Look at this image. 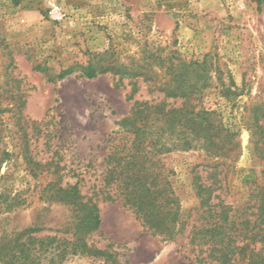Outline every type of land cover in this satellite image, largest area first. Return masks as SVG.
Instances as JSON below:
<instances>
[{
  "label": "rangeland",
  "instance_id": "1",
  "mask_svg": "<svg viewBox=\"0 0 264 264\" xmlns=\"http://www.w3.org/2000/svg\"><path fill=\"white\" fill-rule=\"evenodd\" d=\"M54 6L63 12L60 21L51 17ZM152 43L177 49L188 59L210 54L237 93L228 99L215 83L201 102L239 131L236 160L213 159L203 149L164 158L183 209L199 205L195 173L213 185L214 195L235 206L247 202L253 179L264 182V157L257 156L243 124L264 106V0H0V151L10 155L0 175L5 174L13 195L26 201L0 215V245L25 240L35 228V236L72 237V210L41 198L45 185L60 179L63 185L78 184L98 202L101 225L87 241L119 263L216 264L206 258L207 247L190 243V226L173 241L152 234L105 183L117 123L134 100L162 96L150 94L148 83L139 79L138 93L130 99V80L120 82L112 73L87 78L77 70L52 80L60 70L85 65L106 50L123 61L138 59ZM24 154L47 164L39 178L31 175ZM198 217L194 213L193 219ZM33 255L35 264H115L102 257L61 258L58 252L53 257L38 249Z\"/></svg>",
  "mask_w": 264,
  "mask_h": 264
},
{
  "label": "trees",
  "instance_id": "2",
  "mask_svg": "<svg viewBox=\"0 0 264 264\" xmlns=\"http://www.w3.org/2000/svg\"><path fill=\"white\" fill-rule=\"evenodd\" d=\"M77 70L87 78L112 73L120 82L130 80V99L138 93L139 79L148 83L150 94L162 96L160 100H134L129 114L117 123L119 132L106 157V186L115 191L136 218L152 234L169 241L190 226V243L207 247L206 258L216 264H264V182H254L250 176L253 185L249 198L243 206H235L214 195L213 185L195 173L193 186L199 205L184 210L171 179L174 172L164 162L171 153L194 149H203L208 157L218 160H236L240 155L239 131L228 127L217 111L201 103L205 91L215 83L222 85L220 92L224 97L237 95L232 78L228 76L230 83L226 84L213 57L207 54L201 59H188L177 49L153 44L140 58L123 61L106 50L95 54L85 65L60 70L52 80H62ZM178 101L181 103L175 105ZM243 124L250 131L257 156L263 158L264 106H258L255 115ZM9 156L7 151H0V170ZM23 156L31 166V175L39 178L47 164L27 154ZM54 174H59L58 170ZM4 179L5 174L0 175V215L26 202L18 194L13 195ZM111 191L107 193L109 199L114 196ZM41 198L63 203L72 210L76 217L72 237L35 236L37 228L29 230L25 240L0 245V262L35 264L33 252L38 249L53 257L58 252L61 258L102 257L121 264L110 252L89 245L88 236L100 228L101 212L98 202L84 195L78 184L63 185L60 179L51 180L43 188ZM214 198L220 200L215 202ZM194 213L199 214L198 219H193ZM258 244L262 247L258 248Z\"/></svg>",
  "mask_w": 264,
  "mask_h": 264
},
{
  "label": "built area",
  "instance_id": "3",
  "mask_svg": "<svg viewBox=\"0 0 264 264\" xmlns=\"http://www.w3.org/2000/svg\"><path fill=\"white\" fill-rule=\"evenodd\" d=\"M50 14H51V17L54 19V20H61L64 18V15H63V12L61 10V8L59 6H54L51 11H50Z\"/></svg>",
  "mask_w": 264,
  "mask_h": 264
}]
</instances>
